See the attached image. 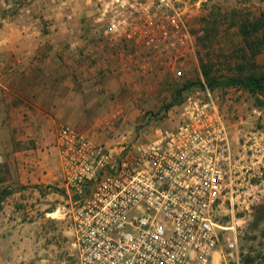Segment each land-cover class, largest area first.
<instances>
[{
	"label": "built area",
	"instance_id": "1",
	"mask_svg": "<svg viewBox=\"0 0 264 264\" xmlns=\"http://www.w3.org/2000/svg\"><path fill=\"white\" fill-rule=\"evenodd\" d=\"M51 3L71 21L84 4L93 26L122 51L125 72L148 79L167 70L179 80L189 71L195 42L177 0ZM122 115L110 114L101 129H114ZM153 117L137 139L112 146L74 126L59 129L70 264H212L221 240L229 256L237 252L223 234L235 226L220 225L216 213L240 159L213 91L203 83L165 118Z\"/></svg>",
	"mask_w": 264,
	"mask_h": 264
},
{
	"label": "rangeland",
	"instance_id": "2",
	"mask_svg": "<svg viewBox=\"0 0 264 264\" xmlns=\"http://www.w3.org/2000/svg\"><path fill=\"white\" fill-rule=\"evenodd\" d=\"M177 2L195 42L187 62L189 71L179 80H173L167 70L148 79L130 73L127 97L131 101V125L122 123L127 111L121 107L118 111L123 118L111 133L135 140L147 128L149 117L162 120L181 102L189 91L187 86L198 87L206 81L220 84L213 96L234 134L240 172L216 220L225 227L235 226L223 234L234 238L238 249L229 256L221 240L215 264H264V95L226 85L229 79L258 76L264 71V28L255 33L251 25L264 17V0ZM32 3L33 0H3L0 14L7 10L6 15L16 17L31 9ZM242 23L247 25V39L241 33ZM102 38L111 54L123 62L120 48L110 38ZM7 195L6 190L0 191V264H70L64 201H56L53 210L45 214L28 204H1Z\"/></svg>",
	"mask_w": 264,
	"mask_h": 264
},
{
	"label": "crops",
	"instance_id": "3",
	"mask_svg": "<svg viewBox=\"0 0 264 264\" xmlns=\"http://www.w3.org/2000/svg\"><path fill=\"white\" fill-rule=\"evenodd\" d=\"M30 7L0 27V191L8 192L1 204L48 214L56 201L68 202L59 129L74 126L111 146L131 140L101 129L121 107L127 111L122 123L131 125V74L120 73L122 61L84 4L76 5L73 21L51 0Z\"/></svg>",
	"mask_w": 264,
	"mask_h": 264
},
{
	"label": "trees",
	"instance_id": "4",
	"mask_svg": "<svg viewBox=\"0 0 264 264\" xmlns=\"http://www.w3.org/2000/svg\"><path fill=\"white\" fill-rule=\"evenodd\" d=\"M251 25L254 26V28H253L254 32L257 33L261 28H264V17L256 19L255 22L252 23ZM246 30H247V25L245 23H242L241 24V33H243V35L245 36V39H247V37H248V32H246ZM206 37H208V35ZM206 82H207L206 85L212 91L220 86V84L215 83V82H209V81H206ZM226 85H238L251 94H263L264 95V71L258 76H249L246 78L229 79L226 82ZM191 87L188 88V86H187L186 91L190 90L192 88H202L203 83L202 84L200 83L198 87H194V86L192 88Z\"/></svg>",
	"mask_w": 264,
	"mask_h": 264
}]
</instances>
